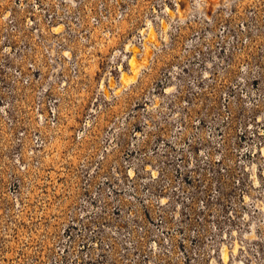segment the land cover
Segmentation results:
<instances>
[{"label":"rangeland","instance_id":"rangeland-1","mask_svg":"<svg viewBox=\"0 0 264 264\" xmlns=\"http://www.w3.org/2000/svg\"><path fill=\"white\" fill-rule=\"evenodd\" d=\"M20 2L0 0V264H264V19L178 21L147 68L75 41L57 68ZM103 176L114 194L71 209Z\"/></svg>","mask_w":264,"mask_h":264},{"label":"built area","instance_id":"built-area-1","mask_svg":"<svg viewBox=\"0 0 264 264\" xmlns=\"http://www.w3.org/2000/svg\"><path fill=\"white\" fill-rule=\"evenodd\" d=\"M20 1L23 5L24 0ZM263 3L264 0H33L28 20L34 26L43 21V27L37 26L35 29L36 34L51 36L55 40L52 47H38L41 51H46L50 57L49 64L54 63L57 68L60 67V62L54 58L56 53L72 60V43L75 41L95 44L101 48L115 40L124 41L121 47L123 49L131 42L137 48L136 56L145 61L144 67L147 68L161 47L171 41L174 32L181 30L178 21L185 24L189 21L192 24L197 23L198 19H205L207 23L217 26L215 30L205 28L206 36L220 33L226 36L232 34L234 37L232 29L236 32L247 31L249 21L244 17L248 16L254 21L264 19V12L260 13L259 7ZM210 9L212 13L209 12ZM234 17H238L237 28H232L231 21ZM135 18L144 19V24L141 27L135 26ZM173 22L177 23L176 27ZM195 33L199 38L201 32L195 30ZM117 50L121 49L115 47L114 51ZM31 65L36 66L38 63L35 60ZM108 181L109 177L103 176L93 184L86 178L78 186L77 200L71 205V209L85 212L94 208V203L97 208L101 207L102 193L107 191L109 195L114 194V188ZM70 218L72 224L78 222L74 215ZM103 230L115 232L113 227L106 225H103Z\"/></svg>","mask_w":264,"mask_h":264},{"label":"bare ground","instance_id":"bare-ground-1","mask_svg":"<svg viewBox=\"0 0 264 264\" xmlns=\"http://www.w3.org/2000/svg\"><path fill=\"white\" fill-rule=\"evenodd\" d=\"M122 79H124L125 82H129L128 80L125 79V73L122 74Z\"/></svg>","mask_w":264,"mask_h":264}]
</instances>
